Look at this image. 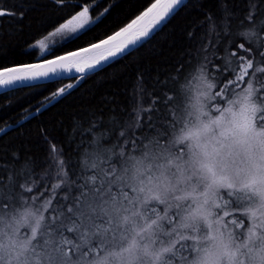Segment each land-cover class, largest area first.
<instances>
[{
	"label": "snow or ice",
	"instance_id": "6c2138e0",
	"mask_svg": "<svg viewBox=\"0 0 264 264\" xmlns=\"http://www.w3.org/2000/svg\"><path fill=\"white\" fill-rule=\"evenodd\" d=\"M85 2L71 5L81 10L37 41L41 50L50 36L93 23L96 0ZM183 2L155 0L88 48L3 68L0 85L95 69L147 43ZM214 7L187 32V55L199 66L189 65L185 76L181 63L179 79L156 76L150 92L138 76L137 106L99 135L104 122L77 124L74 156L45 136L48 157L38 178L41 165L26 159L17 167L19 154L9 160L6 150L0 156V264H264V0H216ZM238 8L245 13L239 26L250 29L245 43L223 64L207 56L201 63L240 18ZM36 9L37 0H0V19ZM199 28L205 31L197 38ZM89 53L98 55L81 66L78 58Z\"/></svg>",
	"mask_w": 264,
	"mask_h": 264
},
{
	"label": "trees",
	"instance_id": "16d2710c",
	"mask_svg": "<svg viewBox=\"0 0 264 264\" xmlns=\"http://www.w3.org/2000/svg\"><path fill=\"white\" fill-rule=\"evenodd\" d=\"M3 2L11 6L17 0ZM78 2L81 6H87L85 0H66L68 7L54 4L53 0H37V9L27 12L23 19H0V70L36 62L41 53L35 50L34 44L80 11L81 8L71 7ZM91 2L92 0H87V3ZM154 2L155 0H96L90 9V15L94 17L93 23L44 51L43 59L107 39ZM231 2L242 5L245 0ZM215 4L216 0H185L147 43L136 46L93 73L75 79L48 81L1 92L0 156L5 155L6 150L9 160L13 152L19 154L17 167L24 164L26 159L41 165L36 168V178L45 171L43 162L48 157L45 136L55 137L52 142H59L57 146L64 148L66 157L74 156L75 143H79L81 138L77 133L75 142H72L75 126L80 124L87 128L92 121L104 122L105 126L98 127L96 135L106 131L108 121L121 117L137 106V89L141 86L138 76L143 74L142 86L150 92L156 76L163 78V74H170L179 79L181 63L185 65V76L192 71L189 65L199 66L187 55L192 46L187 32L204 20L205 12H216ZM194 5H199V9ZM105 9L108 12L104 13ZM236 11L240 13V18L232 21L231 27L215 40L214 48L201 55V63L204 62L203 57L207 56L208 61L223 64L221 58L227 56L229 50L236 51V45L245 43L246 38L242 34L250 29L239 26L240 19L245 14L243 8ZM101 13L104 15L101 16ZM204 31L205 28L197 29V38ZM61 88L66 91L53 98L52 93ZM212 112L215 113L214 109ZM84 138H88L87 133Z\"/></svg>",
	"mask_w": 264,
	"mask_h": 264
},
{
	"label": "water",
	"instance_id": "95a60500",
	"mask_svg": "<svg viewBox=\"0 0 264 264\" xmlns=\"http://www.w3.org/2000/svg\"><path fill=\"white\" fill-rule=\"evenodd\" d=\"M185 1V0H184ZM180 6V5H179ZM178 6V7H179ZM177 7V8H178ZM96 43H99V42H96ZM90 45L88 46H85V47H81V48H88ZM81 48H78V49H75L73 51H70V52H77L79 51ZM134 48H129L128 52L133 50ZM70 52H67V53H64V54H61L59 56H66L68 53ZM95 53H89L87 54L86 56H84L82 59L81 58H78L80 59V63H81V66H83V62L87 60V58L90 56V55H93ZM106 54V53H105ZM126 54V53H125ZM124 55V54H123ZM45 56V52H41V54L38 56L37 58V61L34 62V63H30V64H40V63H43L44 60L46 59H43ZM122 55H117L113 58H110L107 62H101V64L96 67L95 69H91V70H86L85 72H78L76 70L75 67H73L71 70H58L56 73H50L48 77H39L37 79H29V80H22V81H16L15 83L11 84V85H0V93L1 92H4V91H7V90H11V89H14V88H18V87H23V86H29V85H34V84H39V83H43V82H48V81H55V80H60V79H75L77 78L78 76H82V75H86V74H90V73H93L95 71H97L98 69L102 68L103 66H105L106 64L110 63L112 60H114L115 58L117 57H120ZM51 59H55V57L53 58H50V59H47V60H51ZM92 63V62H91ZM24 65V64H22ZM22 65H16V66H12V67H8V68H13V67H20ZM3 69H1L0 71H2Z\"/></svg>",
	"mask_w": 264,
	"mask_h": 264
},
{
	"label": "rangeland",
	"instance_id": "374dc122",
	"mask_svg": "<svg viewBox=\"0 0 264 264\" xmlns=\"http://www.w3.org/2000/svg\"><path fill=\"white\" fill-rule=\"evenodd\" d=\"M59 26H60V25H59ZM59 26H57V27H59ZM57 27H56V28H57ZM56 28H55V29H56ZM55 29L52 30V31H50V32H54ZM78 31H80V30H78ZM78 31H77V32H78ZM74 34H75V33H68V32H66V33H63V34H60V35L50 36V37L48 38V40L45 41V43H46L47 46H48L46 49L41 50V48L39 47V45L37 44V42L34 44V48H35V50H36L38 53H41V52L47 51V50L50 49L51 46H53V45H55V44H57V43H60V42H62V41H64V40H66L67 38L71 37V36L74 35ZM45 36H48V34L45 35ZM45 36H44V37H45ZM44 37L41 38L40 40L44 39ZM38 41H39V40H38ZM213 109H214V111H215V114H218V113L216 112V109H215V108H213Z\"/></svg>",
	"mask_w": 264,
	"mask_h": 264
},
{
	"label": "bare ground",
	"instance_id": "6f19581e",
	"mask_svg": "<svg viewBox=\"0 0 264 264\" xmlns=\"http://www.w3.org/2000/svg\"><path fill=\"white\" fill-rule=\"evenodd\" d=\"M97 55H98V53H95V54H93V55H90V56L87 58V60L84 61V62H88V63L93 62V57H96ZM84 62H83V63H84Z\"/></svg>",
	"mask_w": 264,
	"mask_h": 264
}]
</instances>
